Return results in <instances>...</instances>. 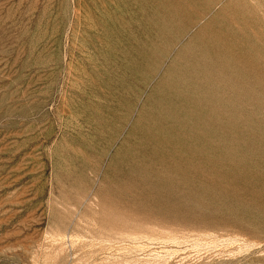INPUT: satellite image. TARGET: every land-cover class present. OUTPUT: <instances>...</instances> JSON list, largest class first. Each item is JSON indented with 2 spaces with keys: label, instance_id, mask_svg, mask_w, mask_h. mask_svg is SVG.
Returning a JSON list of instances; mask_svg holds the SVG:
<instances>
[{
  "label": "rangeland",
  "instance_id": "374dc122",
  "mask_svg": "<svg viewBox=\"0 0 264 264\" xmlns=\"http://www.w3.org/2000/svg\"><path fill=\"white\" fill-rule=\"evenodd\" d=\"M0 264H264V0H0Z\"/></svg>",
  "mask_w": 264,
  "mask_h": 264
}]
</instances>
